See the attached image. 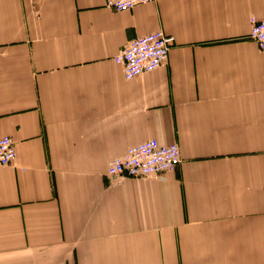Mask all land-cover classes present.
<instances>
[{
  "label": "crops",
  "instance_id": "0c3cea01",
  "mask_svg": "<svg viewBox=\"0 0 264 264\" xmlns=\"http://www.w3.org/2000/svg\"><path fill=\"white\" fill-rule=\"evenodd\" d=\"M264 0H0V264H264ZM163 30L168 60L114 57ZM150 139L161 177L108 175Z\"/></svg>",
  "mask_w": 264,
  "mask_h": 264
},
{
  "label": "built area",
  "instance_id": "2783aa9c",
  "mask_svg": "<svg viewBox=\"0 0 264 264\" xmlns=\"http://www.w3.org/2000/svg\"><path fill=\"white\" fill-rule=\"evenodd\" d=\"M157 0H105L106 7L116 11H130L138 5L155 3ZM250 37L264 51V20L250 17ZM175 37L158 30L131 41L115 57L127 80L153 72L168 60ZM15 143L9 136L0 138V167L11 165L16 159ZM181 161L177 143L164 144L150 139L130 147L121 156L112 159L108 175L113 177L153 178L163 177L174 171Z\"/></svg>",
  "mask_w": 264,
  "mask_h": 264
}]
</instances>
